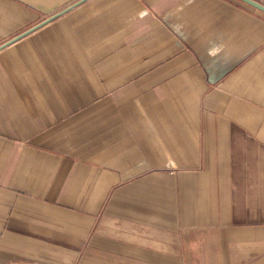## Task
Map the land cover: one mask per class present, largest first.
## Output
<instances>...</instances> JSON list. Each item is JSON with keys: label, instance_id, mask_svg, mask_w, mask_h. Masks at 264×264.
<instances>
[{"label": "crops", "instance_id": "crops-1", "mask_svg": "<svg viewBox=\"0 0 264 264\" xmlns=\"http://www.w3.org/2000/svg\"><path fill=\"white\" fill-rule=\"evenodd\" d=\"M257 10L0 0V264H264Z\"/></svg>", "mask_w": 264, "mask_h": 264}, {"label": "water", "instance_id": "water-1", "mask_svg": "<svg viewBox=\"0 0 264 264\" xmlns=\"http://www.w3.org/2000/svg\"><path fill=\"white\" fill-rule=\"evenodd\" d=\"M243 1H245L246 3H248L252 6H254L255 8L264 12V4L263 3H261L257 0H243Z\"/></svg>", "mask_w": 264, "mask_h": 264}, {"label": "rangeland", "instance_id": "rangeland-1", "mask_svg": "<svg viewBox=\"0 0 264 264\" xmlns=\"http://www.w3.org/2000/svg\"><path fill=\"white\" fill-rule=\"evenodd\" d=\"M257 1H259V2H261V3H263L264 4V0H257ZM258 12H261V11H259V9L257 10ZM263 12V11H262Z\"/></svg>", "mask_w": 264, "mask_h": 264}]
</instances>
